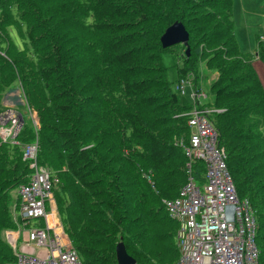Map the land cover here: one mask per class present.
<instances>
[{
  "label": "trees",
  "instance_id": "trees-1",
  "mask_svg": "<svg viewBox=\"0 0 264 264\" xmlns=\"http://www.w3.org/2000/svg\"><path fill=\"white\" fill-rule=\"evenodd\" d=\"M232 6L233 0H0V101L18 84L39 123L38 131L23 126L18 145H0V233L16 229L11 193L29 181L22 148L36 141L37 164L49 171L64 233L82 264H117L118 243L136 264L177 263L178 225L162 200L177 198L187 181L178 141L190 134L186 114L193 106L171 90L162 62L168 53L182 59L180 76L191 74L195 83L202 63L217 74L211 102L201 108L221 111L209 119L237 196L255 212L264 264V86L238 49ZM175 22L188 32V58L182 45H160ZM204 174L194 162L196 181ZM12 261L0 239V264Z\"/></svg>",
  "mask_w": 264,
  "mask_h": 264
},
{
  "label": "built area",
  "instance_id": "built-area-1",
  "mask_svg": "<svg viewBox=\"0 0 264 264\" xmlns=\"http://www.w3.org/2000/svg\"><path fill=\"white\" fill-rule=\"evenodd\" d=\"M264 44V35L260 37ZM192 75L180 78L175 91L181 96L190 89L192 110L186 114L188 138L178 141L187 158V181L174 200H162L169 218L178 225L176 264H258L255 212L248 200L237 196L226 166L224 149L209 116L218 110L201 108L206 95L192 82ZM34 127L38 123L32 113ZM21 123L14 112L0 118V142L17 144ZM38 143L23 147V158L32 174L26 185L16 190L13 223L16 231H6L14 261L5 264H82L64 233L52 194L47 169L36 164ZM194 162L205 167L204 181L191 175ZM55 207V208H54ZM49 217H54L50 223ZM41 221V225L38 222ZM34 222V223H33Z\"/></svg>",
  "mask_w": 264,
  "mask_h": 264
},
{
  "label": "rangeland",
  "instance_id": "rangeland-1",
  "mask_svg": "<svg viewBox=\"0 0 264 264\" xmlns=\"http://www.w3.org/2000/svg\"><path fill=\"white\" fill-rule=\"evenodd\" d=\"M233 21H234V36L237 42L238 49L240 53L249 58L253 62V67L256 69L259 78L264 86V64L261 61V58L264 60V55L258 53L257 46V37L258 35H264V0H233ZM12 41L14 48L20 50L23 44L17 39L14 34H12ZM264 47L263 42L259 43ZM163 65L167 68L166 77L168 82L171 84V90L174 94H178L175 91V85L178 81V78L183 77L178 73V68L182 67L183 62L180 57H177L175 54H164L162 56ZM216 73L208 70L205 65L202 63L199 67V76L197 79L198 87L201 91L207 96L205 100L201 101L202 105L211 102V97L208 96V90L210 84L216 78ZM185 78V77H183ZM12 90H18L13 92ZM176 92V93H175ZM190 89H185V97H180L179 99H185L190 103L188 98ZM22 90L17 84L9 92L3 95L0 106L2 109H13L17 110L24 117L25 124H30V120L26 114V108L24 107L23 101L19 99L21 96ZM16 190L11 193L12 204L11 209L15 206L16 203ZM18 200V198H17ZM55 208V207H54ZM52 220V217H51ZM53 221V220H52ZM34 223V222H33ZM6 232L2 231L0 233V239L5 242L9 247V243L6 242ZM125 247V246H124Z\"/></svg>",
  "mask_w": 264,
  "mask_h": 264
},
{
  "label": "water",
  "instance_id": "water-1",
  "mask_svg": "<svg viewBox=\"0 0 264 264\" xmlns=\"http://www.w3.org/2000/svg\"><path fill=\"white\" fill-rule=\"evenodd\" d=\"M189 35L185 27L180 22H175L169 26L159 39L162 48H170L182 45L185 48L187 58L190 56L188 45ZM115 258L117 264H136V261L127 254L123 243H118L115 247Z\"/></svg>",
  "mask_w": 264,
  "mask_h": 264
},
{
  "label": "clouds",
  "instance_id": "clouds-1",
  "mask_svg": "<svg viewBox=\"0 0 264 264\" xmlns=\"http://www.w3.org/2000/svg\"><path fill=\"white\" fill-rule=\"evenodd\" d=\"M261 36H263V35H258V39H257V44H259V43H261V41H260V37ZM190 75V74H189ZM193 77V76H192ZM179 80V79H178ZM178 82V81H177ZM192 82H193V84H195L196 86H197V84L195 83V81H194V77H193V79H192ZM13 92H17L18 90H12ZM179 94V93H178ZM179 96H181L180 94H179ZM184 96V95H183ZM19 99H21V101H23V104H24V107L26 108V114H27V116H28V118H29V120H30V124H31V126H32V128L35 130V131H38V129H39V123H38V117H37V114L33 111V110H31V109H29L28 107H27V105H26V102H25V99L23 98V96H22V93H21V96L19 95ZM203 101V100H202ZM202 105V104H201ZM192 106H193V104H192ZM13 109H15V108H13ZM13 109H9V110H6V109H4L3 111H1L0 112V118L2 117V116H4V115H6L7 113H9V112H14L15 114H17L18 115V117H19V121H20V123H21V129H20V132H21V130H22V128H23V126L25 125V122H24V117H23V115L22 114H20L17 110H13ZM206 109V108H205ZM219 111V110H218ZM29 113H32V115L34 116V118H35V120L37 121V123H38V128L36 129L35 127H34V125H33V123H32V121H31V118H30V114ZM19 132V133H20ZM19 135V134H18ZM18 135H17V137H18ZM17 137L15 138V142L17 143V144H13V145H18V142L16 141V139H17ZM36 142V141H35ZM35 142H33V143H35ZM33 143H31V144H33ZM1 144H12V143H10V142H7V143H1L0 142V145ZM30 145V144H29ZM26 146V145H25ZM22 152H23V148H22ZM38 153V152H37ZM36 159H37V155H36ZM23 160H24V158H23ZM26 161V160H25ZM27 162H29V161H27ZM36 164H37V161H36ZM29 165H30V162H29ZM37 166L38 167H40V168H43V169H45L44 167H42V166H39L38 164H37ZM30 169V168H29ZM17 190V189H16ZM15 194H16V192H15ZM16 201H17V198H16ZM16 204V203H15ZM12 213H13V208L11 209V218H12V221H13V217H12ZM58 213V212H57ZM16 229H17V227H16ZM16 229L15 230H5V232L6 231H16ZM6 242H7V240H6ZM8 243V242H7ZM10 249H11V247H9ZM11 251H12V249H11ZM12 254H13V252H12Z\"/></svg>",
  "mask_w": 264,
  "mask_h": 264
},
{
  "label": "crops",
  "instance_id": "crops-1",
  "mask_svg": "<svg viewBox=\"0 0 264 264\" xmlns=\"http://www.w3.org/2000/svg\"><path fill=\"white\" fill-rule=\"evenodd\" d=\"M196 84H197V83H196ZM197 86H198V84H197ZM198 87H199V86H198ZM199 88H200V87H199ZM180 97H185V95H184V96H180ZM188 98H189V100H190V103L187 102L185 99H182V102H183L185 105H190V106H192V101H191V98H190V92H189Z\"/></svg>",
  "mask_w": 264,
  "mask_h": 264
},
{
  "label": "bare ground",
  "instance_id": "bare-ground-1",
  "mask_svg": "<svg viewBox=\"0 0 264 264\" xmlns=\"http://www.w3.org/2000/svg\"><path fill=\"white\" fill-rule=\"evenodd\" d=\"M52 220H54V217H52ZM52 220H51V217H49V222L50 223L52 222Z\"/></svg>",
  "mask_w": 264,
  "mask_h": 264
}]
</instances>
